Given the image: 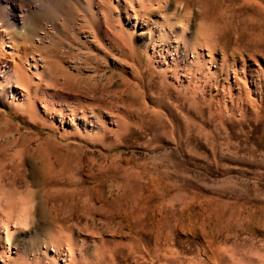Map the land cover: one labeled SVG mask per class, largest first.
I'll use <instances>...</instances> for the list:
<instances>
[{
  "label": "rangeland",
  "instance_id": "1",
  "mask_svg": "<svg viewBox=\"0 0 264 264\" xmlns=\"http://www.w3.org/2000/svg\"><path fill=\"white\" fill-rule=\"evenodd\" d=\"M0 50V264H264V0H0Z\"/></svg>",
  "mask_w": 264,
  "mask_h": 264
},
{
  "label": "bare ground",
  "instance_id": "2",
  "mask_svg": "<svg viewBox=\"0 0 264 264\" xmlns=\"http://www.w3.org/2000/svg\"><path fill=\"white\" fill-rule=\"evenodd\" d=\"M8 6V5H7ZM6 6V7H7ZM4 10V9H3ZM6 13H8L7 11H6ZM4 15L5 14H3V18H4ZM17 29V28H16ZM6 34L8 35V37H9V39H10V43H11V45L10 44H7L5 47H9V48H13L12 46H14V45H16V44H18V42H20L21 40H20V37H19V33L18 32H16V30H6ZM24 42V41H23ZM20 50V49H19ZM1 51V50H0ZM0 54L1 55H4V53H2V51L0 52ZM27 60V59H26ZM33 63H34V61H33ZM36 66V65H35ZM34 66V67H35ZM19 69H17V71H18ZM16 72V71H15ZM14 72V73H15ZM19 72L20 73H15V75H17V77H19V75H20V78L21 77H23V76H21L23 73H21V71L19 70ZM18 80H20L19 78H18ZM17 80V81H18ZM133 209V208H132Z\"/></svg>",
  "mask_w": 264,
  "mask_h": 264
}]
</instances>
